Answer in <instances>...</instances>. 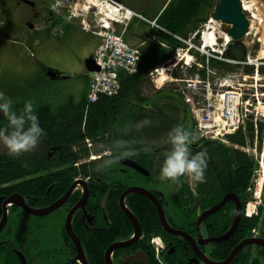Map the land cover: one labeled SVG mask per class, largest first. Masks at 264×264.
Instances as JSON below:
<instances>
[{
	"label": "trees",
	"instance_id": "obj_1",
	"mask_svg": "<svg viewBox=\"0 0 264 264\" xmlns=\"http://www.w3.org/2000/svg\"><path fill=\"white\" fill-rule=\"evenodd\" d=\"M2 2L3 0L0 6ZM218 2V0H171L156 22L164 30H159L156 38L144 39L140 47L138 73L130 74L121 70L119 94L112 97L101 94L96 102H89L86 94L79 102L70 99L57 110L49 104L34 106L45 134L35 149L18 156L9 154L8 150H0V198L21 194L26 204H32L37 208L47 207L61 199L74 181L86 180L90 195L85 208L96 219L92 223L88 222L86 218L84 219L83 211L79 209L72 220L73 229L81 240L89 264H107L105 253L108 248L118 240H128L134 234L133 223L120 209L121 195L128 187L137 185L149 188L158 198L160 192L164 195L170 193L172 185L159 179L160 167L170 148L167 140L169 130L176 125L184 127L183 122L186 120L189 124L184 128L194 131L199 136L182 90L175 87L177 85L175 83L173 87L165 90L158 88L153 93L146 91L150 82L149 74L155 68L175 59L176 50L185 48L177 36L189 39L192 34L200 30ZM156 17L152 16L150 19ZM54 22L56 25L60 19L56 18ZM247 53V47L231 43L224 55L240 62L247 58ZM202 60L204 61V58ZM210 65L222 74L237 73L242 68L248 75L255 71L254 66L213 59ZM42 67L46 73L48 68ZM175 68L174 76L177 79H193L197 72L202 77L205 76L204 70L191 66L187 67V77L184 78L180 66ZM259 72L261 75L264 74V66ZM0 91L13 99V106L16 109L22 108L24 101L29 100L28 96L15 91L14 94L4 88ZM32 101L35 105V100ZM145 119L151 122L143 124ZM6 124L7 121L0 115V126ZM258 129L257 135L254 122L248 120L244 128L225 137L229 144L211 140L205 143L207 148L205 145L191 148L193 153L205 151L209 156L205 181L194 182L197 192L204 196V199L206 197L209 200L213 199L214 203L225 193L230 192L243 199V213L236 231V236L240 240L251 236L254 229L258 230L264 224V191L257 215L245 216L247 203L254 199L251 188L258 162L253 155L242 149L246 146L253 147L256 137L258 150L263 148L264 124L260 122ZM121 140L127 142L124 150L131 153L122 158H131L142 167L148 168L152 171L150 176L146 177L124 166L121 164V159L110 169L97 170V165L105 158L106 154L103 153L110 151L111 146ZM209 144L214 145L209 146ZM97 145L104 147L98 149ZM93 154L100 157L92 160L90 157ZM116 154L113 152V155ZM189 181L186 176L184 185L188 189ZM82 194V188L78 186L61 209L41 218L26 214L20 207L12 209L8 215L6 228L0 232V264H20L16 250L22 252L33 264H47L52 260V256L58 253L57 245L59 249L62 247L60 250L62 254L75 260L76 246L67 235L65 226L58 236L59 241L62 239L60 242L55 241V237L48 234L57 221L55 214H62L61 219L65 220ZM161 202L167 220L176 229L174 201L171 199L168 206L165 199L161 198ZM126 205L140 221L142 236L129 248L115 251L114 260L143 250L148 254L152 264H160L155 258L150 240L154 236H162L167 245L164 260L169 264H178L177 255L168 254V250L174 245V242L172 244L171 242L175 240V236L164 230L158 210L151 199L139 193L129 194ZM226 206L230 207L229 203ZM229 216L234 220V209L231 207ZM230 243L231 241L223 245L224 254L230 250Z\"/></svg>",
	"mask_w": 264,
	"mask_h": 264
},
{
	"label": "built area",
	"instance_id": "obj_2",
	"mask_svg": "<svg viewBox=\"0 0 264 264\" xmlns=\"http://www.w3.org/2000/svg\"><path fill=\"white\" fill-rule=\"evenodd\" d=\"M104 6L106 8L105 11L102 8ZM64 7L69 8L71 17L81 18L83 29L92 30L94 34L97 36L99 35L101 39H103L102 44L94 55V59L98 66H100V70L91 75L88 91L89 102H96L101 94L110 97L119 94L121 86L119 74L121 70H125L130 74L138 73L139 71L138 65L141 49L139 47H130L126 42V38H124L127 30L125 19L138 15L132 11L129 13L124 5L115 0H74L72 2H59L55 5L57 9H62ZM139 17H141V15ZM251 17H249L251 21L250 28L253 27ZM119 23H125V25L118 28L116 24ZM210 23L212 24L214 22L209 20V24ZM152 24L156 25L154 21ZM211 32L209 33V37L204 34L205 32H202L203 39L201 42H198L200 44L197 43L195 45L193 43L198 31L192 34L189 39L182 40L187 45V48H185L186 53L194 51L195 55L197 54L206 59V62L203 63L198 60L197 55L191 54V59H186L184 61L185 68L195 66L205 72L204 77L197 72L193 79L183 80L185 83L188 82V87L194 90L196 94H198V92L201 94V100L199 99L196 101L193 96L186 93L184 88V90H182L184 100H186V103L190 106L196 128L198 132H200V135L208 140L215 139L225 141L224 138L226 135L232 134L240 128H244L246 122L251 120L254 122V128L258 135V124L260 122L264 124V100L255 93L248 92L251 91L250 88L246 90L243 87L247 85V82L251 79H264V74L261 75L259 72V69L264 66V60H261L264 58L260 59L256 57L255 51H250L247 58L240 62L227 58L224 52L230 45L231 39L229 35L219 27ZM262 32L263 40H261L260 37L258 42L264 44V30ZM250 33L251 31H249L248 35ZM219 39H221L222 42H218ZM256 46L255 49L257 50L263 45H260V47L258 45ZM177 51L178 54L184 52L182 48L177 49ZM181 56L183 55L181 54ZM183 59L184 57H181L175 61L174 64L155 68V70L149 74L150 80L158 87L165 84L166 78L169 77H171L169 82L178 81L177 78V80L173 78L174 70L175 66L183 61ZM210 59L226 63L241 64L243 66H254L255 71L253 74L248 75L243 72L242 68L240 73H230L229 75L216 78L217 72L209 65ZM134 69L135 72L133 71ZM162 78H165V80L162 84H158ZM235 80L238 82L236 83ZM263 85L264 84H262V86ZM255 140L253 147L246 146L243 148V150L250 154H252L251 150L254 151L252 155L258 162L253 180L255 186L253 185L251 188L255 195L254 201H252L254 202L253 208L250 209L249 206H247L245 212V216L249 217L257 215L258 207L262 202L261 193L264 187V144L260 152L258 150L257 137ZM87 142L91 145L89 140ZM252 202H249L247 205ZM253 233V235H256L257 229L254 230ZM150 242L156 253V260L160 264H165L162 258L165 242H163L162 237L155 236Z\"/></svg>",
	"mask_w": 264,
	"mask_h": 264
},
{
	"label": "rangeland",
	"instance_id": "obj_3",
	"mask_svg": "<svg viewBox=\"0 0 264 264\" xmlns=\"http://www.w3.org/2000/svg\"><path fill=\"white\" fill-rule=\"evenodd\" d=\"M165 1L166 0H156L154 9H162ZM170 1L171 0H168V3ZM243 3L252 5L249 17L255 16V18L251 17L253 27L250 28L251 30L249 31H251V33L245 37L244 43L249 53L250 51H255L256 57L260 59L264 58V54L261 53L264 50V44L258 42L260 37L261 40H263L264 0H243ZM11 7L10 0H3L0 7V89L4 88L10 90L11 94H14L15 91L19 94L28 96V99L35 100V107L41 104H49L54 110H57L60 106L69 102L70 99L74 102H79L84 95L82 92L85 85L83 77H81L80 74L81 70L85 67L84 60L88 57L87 54L89 52L83 48L90 34L81 32L77 28L75 31H71L66 35L62 28L52 31L44 29V31L37 35L38 39L31 40L30 38L33 37L34 33H29L28 35L30 37L25 34L23 28L24 25H26V21L20 20L17 12L12 10ZM102 8L104 11L106 10L105 6ZM62 11V14L70 18V11L67 8H64ZM3 21L5 24H3ZM211 26L212 28L214 27L213 30H216V25L214 23L209 24V22L200 29L198 32V41L194 42L195 45L203 39L202 32H205L204 34L206 36H210L209 33L213 31L210 30ZM256 45L259 47L260 45L263 46L256 50ZM183 50L184 52L181 53L183 56L178 54L176 50L175 61L184 57L183 61L178 63L177 66H180L183 70L184 78H186L188 69L184 67V61L186 59H191V52L186 53L185 49ZM198 60L202 61V56H199ZM42 66L57 71L61 76L57 79H52V77L47 74V71L46 73L44 72ZM215 71L217 72L216 78L224 75L218 72V70ZM170 78L171 77L166 78L165 85L162 87H158L155 83L150 81L146 91H151V93H153L155 89L158 88L165 90V88H170L176 83L177 85L175 87L181 90L185 89L186 93L193 96L196 101L199 99L201 100L200 92L196 94L194 90L189 88L188 82L185 83L183 81L186 79H178V81H176L177 79L173 75L176 82H169ZM235 81L236 83L238 82L237 80ZM158 84L160 83L158 82ZM262 84H264V79H251L243 88L246 90L250 88L251 91L248 92H253L264 100V85L262 86ZM183 124L184 127H187L189 122L184 120ZM191 124L193 123L191 122ZM0 150L6 151L8 149L3 143H0ZM251 153L253 154L254 151L251 150ZM252 184L255 186L254 181ZM261 196L263 197V194ZM252 201H254V199ZM253 204L254 202L248 205L250 209L253 208ZM54 217L57 218V221L53 224L48 236L51 235L55 237V241H59L58 236H60L59 234L65 226V220L61 219L62 214L60 213H56Z\"/></svg>",
	"mask_w": 264,
	"mask_h": 264
},
{
	"label": "flooded vegetation",
	"instance_id": "obj_4",
	"mask_svg": "<svg viewBox=\"0 0 264 264\" xmlns=\"http://www.w3.org/2000/svg\"><path fill=\"white\" fill-rule=\"evenodd\" d=\"M64 1L65 0H10V3L12 6V10L17 12L20 20L26 21L27 27L31 26L32 28H34V30L41 31L46 26H51V22L54 23V17L59 18L61 12L57 11L55 5L59 2ZM115 1H119L121 4H128V0ZM133 2L138 6V9H131L136 14H140L141 12L147 15L148 17H145L148 21H145L150 24V18L154 16L151 13H153V11L155 10L154 7L156 5V0H133ZM126 5L124 6L127 7ZM157 19L158 17L155 20L156 22ZM222 28L224 29L226 28V26L222 25ZM197 137L198 139L191 144V148H200L203 145H205V147L207 148V145L205 143L211 141L201 136ZM211 145L214 144H209V146ZM205 147H203V149H205ZM149 172L150 173L148 176H150L152 171L149 170ZM188 178L190 180L189 189L184 185L186 181L185 176L182 177L179 185L171 186L172 190L167 195H164V193L162 192L159 193V198H163V200H166V206H168V202H170L171 199L174 201L173 209H175V211L173 212L175 213L177 219L176 229L184 232L183 236H175V240L171 242V244L174 242V245H172L171 249L168 250V254H171L172 256L177 255L176 262L178 264H209L210 262L214 264H264V246L261 245H248L246 247H243L242 250H240L232 260H227L231 253L235 250V248L242 241H244L245 238L264 239V224L261 225L262 227L260 229H258L256 235H253V231L256 230L254 229L251 236L245 237L241 240L238 238V236H236L237 229L234 234L228 237L225 241L215 240V238L223 237L230 230V227L233 223V220L229 216L230 207L234 209L235 214L237 208L236 203L234 201L227 202L229 203L230 207H227V203H225L224 207L221 210L214 212V214L207 215L203 217V220H201V216L205 212L214 208V205L220 203L228 193H225L221 199L213 203L212 198V200H209L207 197L204 199V196L202 197L197 192V189L194 186V181L191 179V177L188 176ZM237 196L242 206L243 199L239 195ZM1 198H4V200L7 199V197L5 198V196H2ZM28 205L37 208L32 204L28 203ZM16 207L19 208L20 206H9V212ZM170 208L171 206H169L168 209ZM171 213L172 212H170V214ZM163 241L165 240L163 239ZM229 241H231V247L229 248L230 250L227 251L226 254H224V252L222 251V248L224 247L223 245L228 243ZM166 247L167 245L165 241L163 257L166 251ZM56 248V250H58V253L54 254L52 256V260L47 264H75L74 258L71 259L66 254H62V251H60L62 247H60L59 249V246L57 245ZM119 259L115 262H118ZM26 260L27 264H33L29 262L27 258Z\"/></svg>",
	"mask_w": 264,
	"mask_h": 264
},
{
	"label": "water",
	"instance_id": "obj_5",
	"mask_svg": "<svg viewBox=\"0 0 264 264\" xmlns=\"http://www.w3.org/2000/svg\"><path fill=\"white\" fill-rule=\"evenodd\" d=\"M215 9L213 10V13L211 15V18L213 21H217L222 23L226 26L225 31L229 34L231 37L233 43L241 46H245L244 38L249 33V27H250V21H249V14L244 9L243 6V0H218ZM32 28V27H31ZM219 42H222L221 39L218 40ZM85 68L87 72H99L100 66H98L97 62L95 61L93 55L88 56L85 60ZM47 74L52 77V79H57L60 77V73L57 71H54L52 69H48ZM121 164L124 166H128L135 170L136 172H139L140 174L144 176L149 175V169L142 167L138 162H135L131 158L125 157L121 158ZM80 186L82 188L83 194L79 202L68 212L66 218H65V229L67 235L71 238L73 244L76 246V257L75 261H79L81 264H89V261L87 259V256L84 254V248L81 243L80 238L78 235L75 234L73 229L72 220L75 215V212H77L79 209H81L84 213V219L86 218L88 222L92 223L95 221L96 217L92 216L87 212L86 210V204L89 199L90 191L88 188V183L86 180L77 179L73 182L71 188L67 191L65 195L62 196L61 199L55 201L52 203V205L47 207H41V208H34L29 206L25 203L24 198L21 194H14L9 196L7 199L4 200V198H0V214H1V220H0V232H2L6 227L8 220H9V206L17 205L22 208V210L28 214L35 217L41 216H50L53 212L59 210L62 208L63 205H65L68 198L73 194L74 190ZM141 194L145 196L147 199H151V201L154 203L156 209L158 210V216L159 220H161V224L165 231H167L171 236H183L184 232L179 231L175 229L172 225H170L169 221L166 218L165 209L163 208L161 199L158 198L149 188H144L142 186H130L127 188V190L121 195L120 197V209L126 214L128 219L133 223L134 227V234L128 239V240H118V242L113 243L106 252V262L107 264H152L150 262L149 256L147 253H145L143 250L136 251L135 253L129 254V255H123L118 262H115L113 258V253L117 251L118 249L122 248H129V246H132L136 244L141 236H142V227L140 224V221L137 220L136 216L134 215L133 211L130 210V208L126 205V198L129 194ZM234 201L236 203V212L234 214V220L232 223V226L230 227V230L224 235L223 237L215 238V240L218 241H225L228 237H230L237 229V225L242 217L243 208L241 206V203L239 202L238 196L232 193H228L225 195L224 199L214 205V208L210 209L209 211L205 212L201 216V220H203L205 216L214 214V212H217L221 210L225 203ZM2 202V204H1ZM200 220V221H201ZM214 240V241H215ZM248 245H261L264 246V239L261 238H248L242 241L235 250L231 253V255L228 257V261L232 260L240 250H242L243 247H246ZM16 255L18 256V259H20L21 264H27V260L22 252L19 250H16ZM209 264H214L210 262Z\"/></svg>",
	"mask_w": 264,
	"mask_h": 264
},
{
	"label": "clouds",
	"instance_id": "obj_6",
	"mask_svg": "<svg viewBox=\"0 0 264 264\" xmlns=\"http://www.w3.org/2000/svg\"><path fill=\"white\" fill-rule=\"evenodd\" d=\"M133 71L135 72V69ZM13 105V99L0 91V115L7 121L5 126H0V143L6 146L9 154L18 156L23 152L35 149L45 132L40 126L32 100H25L20 109H16ZM150 122L145 119L142 123L149 124ZM197 139L194 131L180 125L169 130L167 140L170 148L166 152L159 172V179L162 182L176 186L185 176H190L196 183L205 181L208 153L205 151L193 153L191 151V144ZM126 143L122 140L115 142L111 146V150L106 153L105 158L97 165V170L110 169L122 157L130 155V152L124 150ZM103 147V145H97L98 149H103ZM113 152L117 154L113 155Z\"/></svg>",
	"mask_w": 264,
	"mask_h": 264
},
{
	"label": "crops",
	"instance_id": "obj_7",
	"mask_svg": "<svg viewBox=\"0 0 264 264\" xmlns=\"http://www.w3.org/2000/svg\"><path fill=\"white\" fill-rule=\"evenodd\" d=\"M123 4L126 5L127 3L126 4L123 3ZM168 4H169L168 0H166L164 5H163V7H162V9L161 8L160 9H156L151 14L154 15V16L159 17V15L162 13V10ZM126 6L128 8H133L135 10L138 9V6L135 5L133 0H128V4ZM62 13H63V11L61 12V15L59 16L60 22H58V24L55 25L54 24L55 22L54 23L51 22V26L48 25L44 29H48V30L50 29V31H52V30H55V29L62 28L64 30L65 35L67 33L71 32V31H75L76 28L78 30H80L81 32H84L86 34L89 33L90 35H88V38L85 41L83 49L86 50V51L87 50L89 51L87 56L94 55L98 51L100 45L102 44L103 39H101V37L99 35L97 36L93 32L83 29L81 27L79 19H77V18L73 19V18L66 17ZM139 15H142L144 18H138V17H134L133 18L132 17L130 19V21L128 20V25L126 26L127 30H126V33H125V38H126V41H127V43L129 44L130 47L131 46H133V47H141L142 44L144 43V39L148 40V39L156 38L159 30H161V31L164 30L158 25H151V22H150V24H148L145 21V20H147V18H146L147 16L146 15H145L146 16L145 17L141 12H140ZM211 15H212V13H210L209 18L211 17ZM154 20H156V19H153V20L151 19V21H154ZM3 24H5L4 21H3ZM44 29H42L41 31H36V30H34V28H31V26L27 27V25H24L23 31L25 32L26 35H28L29 33H34L33 36L35 37V39L36 38L38 39L37 35L40 32L44 31ZM30 39L32 40L33 37L30 38ZM80 76L83 77V81L85 83V85L83 87L82 94L86 95V94H88V91H89V79H90L91 74H90V72H87L86 68L84 67V69L81 70Z\"/></svg>",
	"mask_w": 264,
	"mask_h": 264
},
{
	"label": "bare ground",
	"instance_id": "obj_8",
	"mask_svg": "<svg viewBox=\"0 0 264 264\" xmlns=\"http://www.w3.org/2000/svg\"><path fill=\"white\" fill-rule=\"evenodd\" d=\"M244 8H245L246 11L251 12V10H252V5H251V4H248V5H247L246 3H244ZM128 11H129V13L131 12L130 10H128ZM253 18H255L254 15H253ZM212 26H213V25H212ZM213 28H214V27H213ZM213 28L211 27L210 30H212ZM211 33H212V32H211ZM207 35H208V33H207ZM177 37H178V39L181 40V41L186 39V38L183 39V38H181V37H179V36H177ZM194 40H195V39H194ZM194 40H193V43H194ZM197 41H198V40H197ZM182 42H183V41H182ZM183 44L185 45V48H187L186 43L183 42ZM185 48H183V49H185ZM178 49H180V48H178ZM261 53L264 54V52H261ZM191 54L195 55V54H194V51H191ZM187 55H189V54H187ZM196 55H197V54H196ZM196 55H195V56H196ZM189 56H190V55H189ZM197 56L199 57V55H197ZM175 58H176V57H175ZM202 58H204V57H202ZM210 61H211V59H210ZM210 61H209V65H210ZM173 62H175V59H174L173 61H169V62H167V63H164V65L169 66V65H171V64H174ZM202 62L205 63V62H206V59L204 58V61L202 60ZM164 65H162V66H164ZM162 66H160V67H162ZM176 66H177V65H176ZM176 66H175V67H176ZM210 66H211V65H210ZM157 68H158V67H157ZM197 68H198V67H197ZM212 68H213V66H212ZM175 69H176V68H175ZM213 69H215V68H213ZM154 70H155V69H154ZM215 70H217V69H215ZM174 71H175V70H174ZM150 73H151V72H150ZM230 73H232V72H230ZM230 73H227V74H224V75H229ZM237 73H240V72H237ZM237 73H236V74H237ZM164 80H165V78H162V79L159 81V83L162 84ZM120 88H121V86H120ZM197 134H198V133H197ZM261 150H262V149H261ZM261 150H259V151L261 152ZM96 157H100V156H97V155H94V154H93L90 158L93 160V159L96 158ZM230 193H231V192H230ZM232 194H234V193H232ZM234 195H235V194H234ZM70 197H71V196H70ZM70 197H69V198H70ZM69 198H68V199H69ZM66 202H67V201H66ZM66 202H65V203H66ZM60 209H61V208H60ZM55 212H56V211H55ZM53 213H54V212H53ZM78 237H79V236H78ZM83 248H84V247H83ZM164 249H165V248H164ZM153 250H154V248H153ZM163 251H164V250H163ZM106 252H107V251H106ZM154 253H155V252H154ZM84 254H85V253H84ZM105 254H106V253H105ZM155 256H156V253H155Z\"/></svg>",
	"mask_w": 264,
	"mask_h": 264
}]
</instances>
